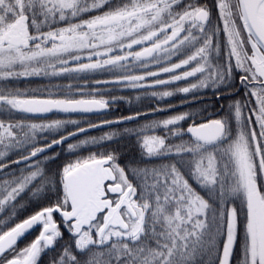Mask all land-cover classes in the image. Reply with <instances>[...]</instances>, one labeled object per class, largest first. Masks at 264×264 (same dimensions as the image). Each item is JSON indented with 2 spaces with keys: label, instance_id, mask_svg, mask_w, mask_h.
Returning a JSON list of instances; mask_svg holds the SVG:
<instances>
[{
  "label": "trees",
  "instance_id": "trees-1",
  "mask_svg": "<svg viewBox=\"0 0 264 264\" xmlns=\"http://www.w3.org/2000/svg\"><path fill=\"white\" fill-rule=\"evenodd\" d=\"M218 2L0 0V38L22 20L28 42L25 47L0 44V238L31 213L69 208L66 174L85 162L110 158L118 181L130 189L128 227L107 229L102 237L93 223L75 235L54 212L62 229L53 247L42 246L39 264H72V256L62 257L65 250L79 264H260L245 234L249 211L233 162L236 143L230 159L225 156L235 133L204 142L186 132L189 125L212 118L224 123L218 113L221 101L230 130L239 129L245 144L253 130L264 136V86L245 81L253 75L250 33L236 13L242 46ZM202 9L205 21L197 19ZM139 10L144 24L111 44L49 52L62 30H91V23ZM156 31L162 41L180 35L167 49L138 57L152 45L149 34ZM137 40L142 43L128 46ZM201 74L221 80L220 98L234 94L220 99L214 90L190 88ZM35 97L97 99L109 110L37 117L8 103ZM236 98L240 103L229 108L228 101ZM133 114L139 115L136 122L96 130L26 164L16 163L72 130ZM165 143L170 148L162 151ZM39 231L28 233L0 262L17 258V249L29 246Z\"/></svg>",
  "mask_w": 264,
  "mask_h": 264
},
{
  "label": "water",
  "instance_id": "water-1",
  "mask_svg": "<svg viewBox=\"0 0 264 264\" xmlns=\"http://www.w3.org/2000/svg\"><path fill=\"white\" fill-rule=\"evenodd\" d=\"M242 16L244 19L245 27L248 28L250 36H252L258 43L259 47L264 51V0H239ZM143 11H136L127 14H117L110 16L102 21L92 24L90 28L107 27L113 23L129 19L135 15L140 14ZM198 18L204 21L206 18V12L201 11L198 14ZM24 23L22 21L18 22L14 27L18 29L17 34L7 33L2 39L3 43H9L15 46H27V41L24 39L22 34V27ZM179 36V32L173 34L168 40L163 43L153 46L142 52L140 56H148L153 54L155 51L161 50L173 44L174 40ZM4 100L0 97V103ZM21 110L26 113L45 116L52 112H62V113H82L87 114H101L108 110L106 104L103 105L102 102L95 99H77V100H53L45 98H29L25 99L21 103ZM139 118L138 115H130L123 117L121 119H116L113 121H105L90 126L82 127L69 134H66L58 139H55L50 144L42 146L39 151H35L29 155L24 156V158H19L16 162L17 164H24L29 161L35 160L36 158L62 146L63 144L82 136L84 134L106 128L109 126H114L118 124L129 123L135 121ZM223 131L222 124L211 119L208 122L202 124H192L188 126L187 134L189 136L195 137L201 141L211 142L217 140ZM110 159H97L92 162H88L79 166L76 170L68 173L64 181H66L67 192L69 196V201L71 203L70 210H62L60 207H55L53 209H48L33 215L26 220L18 223L17 226L12 228L7 234L0 238V252L3 255L13 248L18 243L27 236L28 233L32 232L44 220L45 215L49 220V224L44 227L40 237L34 242L32 249L30 250L28 256L21 262L20 259H13L12 264H33L35 258L39 253L40 244L42 241L45 242L46 246L52 247L53 241L49 234L56 232L57 223L54 222L52 217V212L56 211L58 214L67 222H73L74 231L76 234H80L83 229L90 226L93 220H96L99 213L105 211L109 207L110 201L104 199L105 194V184L108 181L114 180L115 175L108 164ZM111 187V186H110ZM113 192L121 191L120 186L111 187ZM129 192V191H128ZM129 194V193H128ZM122 204L126 205L131 211L132 208L128 197H124ZM249 209L252 214L255 215L257 212L260 223L259 235L256 233L255 219L252 218V222L248 227V238L253 251L256 252L257 249V237L261 238L262 253L264 258V209L262 206L261 198L258 195L250 197ZM120 204L115 208H109V213L106 215L105 227L102 232L109 226L122 227L126 229L127 223L122 219L119 212ZM3 255H0L3 256Z\"/></svg>",
  "mask_w": 264,
  "mask_h": 264
},
{
  "label": "rangeland",
  "instance_id": "rangeland-1",
  "mask_svg": "<svg viewBox=\"0 0 264 264\" xmlns=\"http://www.w3.org/2000/svg\"><path fill=\"white\" fill-rule=\"evenodd\" d=\"M238 3L240 4V2H238ZM237 6H238V4L236 3V0H219V2L217 4L218 10H220L227 18H229L228 20H231L232 26H233L232 28H234L233 33L236 36L235 38H237L239 40L240 44H242V46H244L245 45V40L243 38V34L241 32V29H240L239 24L237 22V19L235 17L236 13H240L242 15V11H241V7H239V6L237 7ZM130 13H132V12H130ZM145 19H146L145 15L141 14V15H135V17L133 16V17H131L129 19H125V20L119 21V22L114 23V24H112V25H110L108 27H105V28H96V29H92V30H80V29L78 30L76 28H73V29L70 28V29L62 30L59 33V35L57 36V38L55 39L56 41L49 47V52H61V51L63 52V51H67V50L77 49V48H87V47H90V45L91 46L97 45L98 47H100L104 43H110L111 44V42H113V41H115V40H117L119 38H122V37H125V36L129 35L137 27L142 26L144 24ZM241 23L243 24V28H244L245 32L246 33H250L248 28L245 27L246 25L244 23L243 16L241 17ZM172 31H175V30H172ZM236 32H237V34H236ZM13 33H16V31L13 30ZM156 34H159V33L156 31V32L150 33L149 35H156ZM149 35H147L142 41H144L146 38H148ZM156 38L152 37V42L153 43H155L154 41L156 40ZM142 41H138L137 40L135 42L130 43L128 46L130 48L131 47H135V46L141 44ZM249 44H250V47H251L250 48V50H251L250 53L251 54H250L249 58L251 60V68H253V75L252 76L257 81H264V51L261 49V47H259L258 43L255 41V39L252 36L249 39ZM168 47H170V46H168ZM168 47L163 48V49H167ZM163 49H161V50H163ZM17 51L20 52L21 54H23V52L20 51L19 49H17ZM38 51H41V50H38ZM106 53H109V52H106ZM103 54H105V53L103 52ZM100 55H101V53L99 54V56ZM89 57H90V55H86V57H85L86 58L85 59L86 62L89 61L87 59ZM123 58L124 57H121L120 60L121 61L126 60V59H123ZM251 79H252V77H251ZM258 89L261 90L260 88H258ZM258 102L260 103V101H258ZM8 103L12 107H18V108L21 109V105H20L19 102L16 103L14 101H8ZM261 108L262 107L260 106L259 109L261 110ZM256 116L258 117V119L262 118L261 115H259V112H258V114H256ZM262 121H264V120H262ZM202 123H204V122H202ZM196 124H201V123H196ZM235 129L236 128H234V130L233 129L230 130V131H232V134L235 133L234 135H237V134L240 135L241 132L239 131V129L238 130L237 129L235 130ZM72 131H70V132H72ZM253 132L256 133V131H254V130H253ZM245 143L243 141L239 142V143H236L234 151L237 148V146L243 147L242 145L245 144ZM44 145H46V144H44ZM44 145H42V146H44ZM245 145H247V144H245ZM235 156H236V154H235ZM235 156H234L235 160L233 162L235 164L236 171L239 172L238 173L239 176L242 175V176H240L241 177V183L243 185V188L246 189V183L244 181L247 180L246 178L248 177V172L252 171V166L253 165L252 164L250 165V160L248 161V157L246 156V154L244 152L242 153V155L240 157L241 160L238 161L240 164H238V162L236 164L235 161H237V159H236ZM74 169H76V168H73L68 173H70ZM117 176H118V174H117ZM123 176H122V178H123ZM245 195L247 197L246 191H245ZM249 199H250V197H247V202L246 203L249 202ZM263 199H264V197H263ZM67 210H68V208H67ZM35 214H37V213H31L32 216L35 215ZM124 216H126L125 212H124ZM124 219H126V218H124ZM47 224L48 223L45 220L44 223H43V226H46ZM99 224H100V222H96V223L93 224L92 227L95 228V229H98L97 231H98L99 235H101L103 237V236H105L107 231H105V233L102 234L100 229H99V226H98ZM110 228H114V227L111 226ZM110 228H108V229L111 230ZM39 233H41V231H39ZM39 233L37 234L38 236L40 235ZM51 237L54 240V236L51 235ZM35 240H36V236L30 238L29 241H30L31 244L29 246H28V244H26V245H22L21 247H19V249H17V254H18L17 259H20L21 262L25 259V257L28 255L29 251L31 250L32 244L34 243ZM249 249H250V252H251L250 246H249ZM20 253H21V256H19Z\"/></svg>",
  "mask_w": 264,
  "mask_h": 264
},
{
  "label": "flooded vegetation",
  "instance_id": "flooded-vegetation-1",
  "mask_svg": "<svg viewBox=\"0 0 264 264\" xmlns=\"http://www.w3.org/2000/svg\"><path fill=\"white\" fill-rule=\"evenodd\" d=\"M11 32H13V29L10 30ZM24 33V32H23ZM159 36L156 38V40L154 41L155 43H152L153 45L157 44V43H160L162 42V40H159L158 39ZM152 46V45H151ZM245 79V78H243ZM246 83L251 85V87H254L255 84L260 85V86H264V81H257L253 78L252 76V79L251 81H249L248 79H245ZM243 82L241 83V86H242ZM234 93H226V94H223L221 95V98L223 97H226V96H230V95H233ZM220 98V97H219ZM220 98V99H221ZM219 115L221 117L224 118V111L223 110V103L220 101L219 102ZM221 124H222V127H223V132H222V135L219 137V139L222 138L223 136V133H224V123L217 119ZM247 141V145H242L243 147H239L237 146V148L235 149V153H234V156L236 154V159L237 162L240 159L242 153L244 152L246 154V156L248 157V161L250 160V165L252 164V171L251 172H248V177L246 178L247 180H245L244 182L246 183V189L243 188V195L244 197H246L245 195V191L247 193V197H253L255 195H258L260 198H261V202H262V206H263V209H264V136L263 138L260 136V132H251V135L250 137L246 140ZM240 150V151H239ZM238 164H240L238 162ZM115 172V171H114ZM239 173V172H238ZM242 176V175H240ZM239 176V177H240ZM117 173L115 172V179L114 180H111V181H108L106 184H105V194H104V199L105 200H108L110 201V204H109V207H107L105 209L104 212L102 213H99L96 220H94L93 223H96V222H100V224L98 225L99 226V229L102 233V230L104 229L105 227V219H106V215L109 213V208H115L116 206H118L120 204V208H119V212L121 214V216L125 217L124 216V212L126 214V212L128 211V207L124 204H122V200L124 197H130V194H128V189H126L123 184H121L119 181H118V178H117ZM245 177V176H244ZM240 180H241V177H240ZM244 180V179H243ZM241 183V182H240ZM242 185V183H241ZM115 187V186H120L121 188V191L119 192H113L112 189H110L111 187ZM243 187V185H242ZM248 213H249V222L251 221L252 222V218L255 219V225H256V230H257V234L259 235V230H260V223H259V217H258V214L257 212H255V215L252 214L251 210L249 209V206H248ZM47 218V217H46ZM48 219V218H47ZM53 219L55 220V222L58 223V226H57V230L54 234V238H55V235L62 229V226L60 225V222L57 221V218H56V214L53 213ZM70 225V228L74 231V227H73V223H69ZM69 227V226H68ZM247 230H248V225L246 227V233H247ZM72 231V232H73ZM104 232V231H103ZM75 235H79V234H76L75 232H73ZM44 243V242H43ZM43 243H40V247L42 248V246H44L45 244ZM261 238L258 236L257 237V249H256V252L253 251L252 249V253H253V257L255 259H257L260 264H264V258H263V254L262 253V244H261ZM54 245V244H53ZM46 247V246H45ZM41 251V250H40ZM36 261V260H35ZM35 264V262H34Z\"/></svg>",
  "mask_w": 264,
  "mask_h": 264
},
{
  "label": "clouds",
  "instance_id": "clouds-1",
  "mask_svg": "<svg viewBox=\"0 0 264 264\" xmlns=\"http://www.w3.org/2000/svg\"><path fill=\"white\" fill-rule=\"evenodd\" d=\"M222 86V82L220 79H212L209 75H204L201 74L200 77L192 84L190 85V88L192 89H210V90H214L216 91V95L217 97H219L220 93H219V88ZM239 104L240 101L238 98H236L235 100H229L228 101V105L229 108L233 105V104ZM237 114L239 115V109H237ZM224 120V132L226 134L225 138H227V136H231V132H230V124L229 121L227 119L221 118ZM58 123V122H57ZM261 126L264 127V121L261 122ZM35 127H39V125H36ZM44 127H48L47 125H45ZM177 132L180 131V129H176ZM244 137L240 136L239 134L235 135V136H231V139L228 140V146H226L225 148V156L227 157L228 152H230L231 148L230 146L234 143H239L244 141ZM222 142V141H221ZM69 147H72V145H69ZM170 148V145L168 144H164L162 146V151L168 150ZM35 151H39V149H36ZM228 159H230V157H227ZM0 255H3V252H0ZM64 255H69L72 256V264H79V261L76 259V257L72 254L71 250H65V253L62 254V257ZM0 264H12V260L11 259H5L2 262H0ZM35 264H39V260L37 259L35 261Z\"/></svg>",
  "mask_w": 264,
  "mask_h": 264
}]
</instances>
